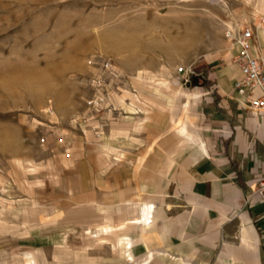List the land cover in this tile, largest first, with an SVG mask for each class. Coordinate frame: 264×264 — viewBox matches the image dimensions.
<instances>
[{
    "label": "rangeland",
    "instance_id": "374dc122",
    "mask_svg": "<svg viewBox=\"0 0 264 264\" xmlns=\"http://www.w3.org/2000/svg\"><path fill=\"white\" fill-rule=\"evenodd\" d=\"M262 7L261 0H0V264H118L116 233L150 225L133 228L132 215L126 226L111 216L86 226L75 215L89 207L78 205L61 223L36 225L46 197L34 188L46 190L48 161L70 157L69 136L89 141L93 125L120 123L130 100L119 110L112 97L169 112L177 99L168 90L201 87L207 73L231 62L225 30L259 25ZM96 93L103 102L94 111L88 102ZM96 228L106 237L94 241Z\"/></svg>",
    "mask_w": 264,
    "mask_h": 264
},
{
    "label": "crops",
    "instance_id": "0c3cea01",
    "mask_svg": "<svg viewBox=\"0 0 264 264\" xmlns=\"http://www.w3.org/2000/svg\"><path fill=\"white\" fill-rule=\"evenodd\" d=\"M257 32L254 46L264 55V27ZM238 76L231 61L205 75L210 87L169 89L177 99L172 112L140 111L128 95L112 97L117 109L130 100L126 122H109L89 141L69 136L70 157L53 156L41 181L46 190L34 188L46 197L34 223H61L77 205L89 207L75 215L86 226L111 216L137 229L149 217V232L116 233L118 264H264V198L254 194L264 174V110L235 93ZM96 231L94 241L106 237ZM102 247L110 261L111 243Z\"/></svg>",
    "mask_w": 264,
    "mask_h": 264
},
{
    "label": "built area",
    "instance_id": "2783aa9c",
    "mask_svg": "<svg viewBox=\"0 0 264 264\" xmlns=\"http://www.w3.org/2000/svg\"><path fill=\"white\" fill-rule=\"evenodd\" d=\"M258 24L263 25L264 19H260ZM258 25H240L225 30V38L231 48L235 50L233 63L239 68V76L234 84V91L240 96H244L247 105L254 111L264 110V55L257 52L255 48L256 33ZM107 67L108 64H103ZM104 67V68H105ZM99 82V79L96 80ZM88 102L97 111L98 106L103 102V98L96 93ZM92 130L99 131L98 124L93 125ZM59 144L62 139L58 140ZM264 146V141H263ZM254 194L257 198H264V174L256 184Z\"/></svg>",
    "mask_w": 264,
    "mask_h": 264
},
{
    "label": "bare ground",
    "instance_id": "6f19581e",
    "mask_svg": "<svg viewBox=\"0 0 264 264\" xmlns=\"http://www.w3.org/2000/svg\"><path fill=\"white\" fill-rule=\"evenodd\" d=\"M261 2H262V5H263V7H264V0H261ZM262 26L264 27V25L259 24V25H258V28H259V27H262ZM229 50H230V52H231V55H232V54H235V50H234V49H231L230 45H229ZM166 91H167V89H166ZM163 92H164V91H163ZM168 93H169V91H168ZM157 99H158V98H157ZM173 101H174V99H173ZM167 104H168V103H166L165 105H167ZM133 105H134V104H133ZM165 105H164V106H165ZM172 107H173V106H172ZM138 110L141 111V110H143V109H138ZM147 110H148V109H147ZM170 112H172V109L170 110ZM144 218H145L144 216L141 217L142 220H144ZM147 219H148V220H147L145 226H147V225L150 224V220H151V219H150L149 217H147Z\"/></svg>",
    "mask_w": 264,
    "mask_h": 264
},
{
    "label": "trees",
    "instance_id": "16d2710c",
    "mask_svg": "<svg viewBox=\"0 0 264 264\" xmlns=\"http://www.w3.org/2000/svg\"><path fill=\"white\" fill-rule=\"evenodd\" d=\"M193 82H195L196 80L195 79H192ZM197 85H200L201 87H204V88H207V87H210L211 86V83L207 80L203 81V82H197Z\"/></svg>",
    "mask_w": 264,
    "mask_h": 264
}]
</instances>
